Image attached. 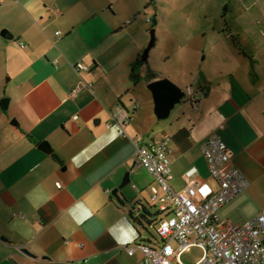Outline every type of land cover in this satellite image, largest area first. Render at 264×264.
<instances>
[{"label":"crops","instance_id":"1","mask_svg":"<svg viewBox=\"0 0 264 264\" xmlns=\"http://www.w3.org/2000/svg\"><path fill=\"white\" fill-rule=\"evenodd\" d=\"M149 2L0 0V264H139L143 253L128 248L155 243L132 213L160 207L137 144L155 138H171L175 189L185 188L194 166L195 177L217 189L203 143L221 135L250 185L220 209V226L264 215V4L250 0L242 13L224 2L214 26L225 21L223 33L213 29L208 44L205 26L202 45L186 38L178 52L164 48L172 68L157 70L151 61L136 67L151 41L137 20L142 8L158 27ZM78 62L88 68L78 71ZM162 78L198 95L160 119L148 84ZM120 107L131 113L127 136L107 126ZM127 173L129 183L114 193Z\"/></svg>","mask_w":264,"mask_h":264},{"label":"built area","instance_id":"2","mask_svg":"<svg viewBox=\"0 0 264 264\" xmlns=\"http://www.w3.org/2000/svg\"><path fill=\"white\" fill-rule=\"evenodd\" d=\"M147 21L153 17L147 15ZM61 35V31L56 32ZM74 68L87 69L83 62ZM85 87L80 82L73 90L77 95ZM192 101L197 99L192 88L185 91ZM185 96V97H186ZM139 109L140 105H134ZM78 115H75V119ZM131 113L124 107L113 113L108 128L117 125L123 136ZM134 139V138H133ZM203 153L211 175L218 188L201 182L195 177L196 166L185 172L186 186L177 190L171 184L173 179L171 138H155L146 144H137V159L154 176L151 188L152 200L166 211L160 217L158 233L162 242L150 244L136 241L128 248L133 255L137 250L143 253L139 264H184L181 256L191 246L197 245L205 254L194 264H264V215L260 214L243 223L223 229L220 224V209L237 197L249 185L248 176L240 168L231 165V152L227 142L214 134L203 143ZM58 188L63 187L57 181Z\"/></svg>","mask_w":264,"mask_h":264},{"label":"rangeland","instance_id":"3","mask_svg":"<svg viewBox=\"0 0 264 264\" xmlns=\"http://www.w3.org/2000/svg\"><path fill=\"white\" fill-rule=\"evenodd\" d=\"M129 1L142 3L143 1L149 2L150 0H117L118 3H126ZM249 1L250 0H156L155 7H157L158 10V27L155 28L156 43L150 50L148 61H151L153 64L152 67L157 70H167L172 68L170 65L173 63L171 61H167L168 58L164 59L161 56L164 48L171 46L172 51L178 52L179 45H181L186 38H188V40L197 39L199 40L198 46L202 45L201 40L205 38L203 32L205 30V26L209 27L206 32V34H208L207 43L211 44L214 40L210 37L213 33L212 30L216 29L215 33L220 35L223 33L222 30L227 28L225 21L223 23L222 30L214 27L216 25L219 28V22H217V20L220 15L225 12L223 3L229 2L239 4V7L243 8L240 12L243 13L246 9V6L244 8V5ZM259 3L264 4V0H259ZM143 11L144 10L142 8L141 14L137 15V20L142 21L144 25L146 24L148 28H150L148 29L147 34L151 40L152 23L146 21L147 16ZM210 23L212 24L211 27ZM229 33L230 31H226L224 34ZM192 43L193 42L190 44ZM182 68L183 67H181V70H183ZM7 97L8 96L4 98ZM185 98L186 97H183L181 102H183ZM8 109L9 108L5 110ZM151 230L156 233L153 227H151ZM204 254L205 250L203 248L194 245L183 253L181 261L184 264H194Z\"/></svg>","mask_w":264,"mask_h":264},{"label":"water","instance_id":"4","mask_svg":"<svg viewBox=\"0 0 264 264\" xmlns=\"http://www.w3.org/2000/svg\"><path fill=\"white\" fill-rule=\"evenodd\" d=\"M155 32L156 30L153 29L151 41L142 56L143 61H148L150 50L154 46L156 41ZM148 88L153 93L156 104L155 112L160 119L167 118L170 115L171 110L176 106V104L181 102L183 97L186 96L185 91L170 78H162L153 81L150 84H148ZM9 102L10 99L8 97L2 100L3 107L5 109L9 107ZM16 122H17L16 120L13 121V123ZM40 148H42L44 151L48 153L52 152V147L47 141H42L40 144ZM129 181H130V177H129V173H127L124 178V182L119 188L114 190V193H117L119 189L127 185ZM21 250L24 253H27L28 255L36 256L27 247H23Z\"/></svg>","mask_w":264,"mask_h":264},{"label":"trees","instance_id":"5","mask_svg":"<svg viewBox=\"0 0 264 264\" xmlns=\"http://www.w3.org/2000/svg\"><path fill=\"white\" fill-rule=\"evenodd\" d=\"M155 2H156V0H150L148 7L155 4ZM156 25H157V21L154 19L151 31L153 29H155ZM146 62L147 61H143L142 58H139L137 63H136V67L139 65L145 64ZM133 77L136 80V82L140 79V75L137 73L136 70H134ZM151 77L155 78L156 75L154 73H151ZM165 212L166 211H163V210H159L157 212H150L148 209H146V211L144 213H142L138 216H135L134 213H132L133 219L136 222H140L141 224L148 226V229H149V227H153L155 229L156 233H154L152 230H149L153 239L148 238V240L151 242H154L155 244H158V245L162 242V237L158 233L159 221H160V217L162 215H164Z\"/></svg>","mask_w":264,"mask_h":264}]
</instances>
